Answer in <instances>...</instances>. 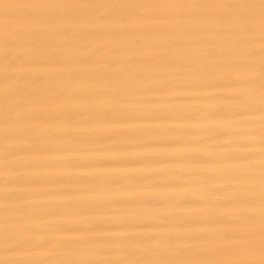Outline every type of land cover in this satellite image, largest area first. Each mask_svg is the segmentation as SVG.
<instances>
[{"label": "bare ground", "instance_id": "obj_1", "mask_svg": "<svg viewBox=\"0 0 264 264\" xmlns=\"http://www.w3.org/2000/svg\"><path fill=\"white\" fill-rule=\"evenodd\" d=\"M0 264H264L261 0H0Z\"/></svg>", "mask_w": 264, "mask_h": 264}, {"label": "snow or ice", "instance_id": "obj_2", "mask_svg": "<svg viewBox=\"0 0 264 264\" xmlns=\"http://www.w3.org/2000/svg\"><path fill=\"white\" fill-rule=\"evenodd\" d=\"M261 6L264 8V0H261Z\"/></svg>", "mask_w": 264, "mask_h": 264}]
</instances>
